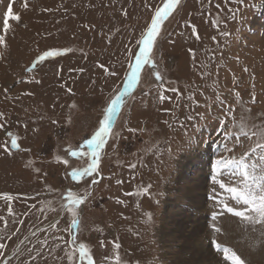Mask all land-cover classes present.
<instances>
[{
    "label": "rangeland",
    "instance_id": "1",
    "mask_svg": "<svg viewBox=\"0 0 264 264\" xmlns=\"http://www.w3.org/2000/svg\"><path fill=\"white\" fill-rule=\"evenodd\" d=\"M167 2L0 0V264H180L176 209L222 264H264V0H179L155 68L130 73ZM128 75L95 171L73 178Z\"/></svg>",
    "mask_w": 264,
    "mask_h": 264
},
{
    "label": "snow or ice",
    "instance_id": "2",
    "mask_svg": "<svg viewBox=\"0 0 264 264\" xmlns=\"http://www.w3.org/2000/svg\"><path fill=\"white\" fill-rule=\"evenodd\" d=\"M179 4V0H168L167 3L164 4L162 9H158L155 12V18L151 20V25L147 26L146 25V32L143 33V38L139 41V48H138V52L137 54H134L133 56V63L129 65V70L130 73L132 72V69L134 67H139V73L141 71V67L143 65H150L153 69L155 68V64L152 63V56H151V52L154 46V39L157 36L158 33V29L161 26V21H163L165 19V17H167L169 15V13L173 10V6ZM8 17L11 19H16L19 20L18 16H13L12 12H11V8H9L8 11ZM4 28L5 31L8 30V20L5 19L4 21ZM3 37H0V41H3ZM55 55H59L58 52H53V51H46L44 52L42 55H40L38 57V62H43L46 59L53 57ZM139 75V74H138ZM138 77V76H137ZM137 77L135 80L134 85L137 83ZM129 79H130V75H128L125 80V86L123 89V92H121L119 95H117L114 99L111 100L110 105L106 108L105 110V115L102 119V121L99 124V130L95 132V134L90 138L87 139L85 142V147L86 148H91L93 149V160H92V166L85 169L84 173L78 172V171H74L71 173L73 178H76L78 176L84 175V174H90L92 172L95 171L96 169V149H100L104 144L105 141L109 135V129L112 126V120L116 117L118 110L121 108V103L124 100V96L126 93H128V86H129ZM157 79H159V74H157ZM103 129V130H102ZM12 148H16L17 144L15 141L12 142L11 145ZM5 150H8V147L5 146ZM83 151L81 150V152H73L72 155L76 156V155H82ZM225 163H227V161H225ZM222 187H224V185H221ZM229 191L231 192H235V189H229ZM69 199H71V197L69 196ZM75 203L79 204L81 203V201H75ZM245 203H248V199L245 198ZM229 212H233V209L228 208ZM235 215L238 216H243L242 212H234ZM75 223H73V227H75ZM81 248V254L82 256L85 255L84 252V248L85 246L83 244L80 245ZM87 264H93V261L91 259H89L87 261ZM235 264H241V260H236Z\"/></svg>",
    "mask_w": 264,
    "mask_h": 264
},
{
    "label": "bare ground",
    "instance_id": "3",
    "mask_svg": "<svg viewBox=\"0 0 264 264\" xmlns=\"http://www.w3.org/2000/svg\"><path fill=\"white\" fill-rule=\"evenodd\" d=\"M183 173L185 174V172ZM184 174L182 175L181 179L183 178ZM181 179L179 181H181ZM202 184L205 183L202 182L201 185ZM186 189L188 190L186 193V197L188 199L186 207L188 208L185 209L188 211L190 208H201L202 198L200 192H198L197 186L189 185L186 187ZM175 214L177 219L178 217L180 218L177 227H173L171 230L169 228L167 229L172 232V235H180L182 240L183 247L181 245V253L176 254V260H180V264H185L188 258L192 257L194 260L193 264H219V262L222 264L220 260L216 259L215 250L213 251L209 245H205L203 243L204 236L202 232L204 233L206 227L204 226L203 219H200V221H198L196 217L192 219L190 214H188L184 209H176ZM177 219L175 218L173 221L176 222ZM178 254L181 255L179 256Z\"/></svg>",
    "mask_w": 264,
    "mask_h": 264
},
{
    "label": "water",
    "instance_id": "4",
    "mask_svg": "<svg viewBox=\"0 0 264 264\" xmlns=\"http://www.w3.org/2000/svg\"><path fill=\"white\" fill-rule=\"evenodd\" d=\"M13 150H18V146L16 148H13Z\"/></svg>",
    "mask_w": 264,
    "mask_h": 264
}]
</instances>
